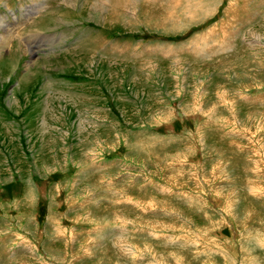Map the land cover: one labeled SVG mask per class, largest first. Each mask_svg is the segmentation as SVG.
Wrapping results in <instances>:
<instances>
[{
  "label": "rangeland",
  "instance_id": "1",
  "mask_svg": "<svg viewBox=\"0 0 264 264\" xmlns=\"http://www.w3.org/2000/svg\"><path fill=\"white\" fill-rule=\"evenodd\" d=\"M204 1L0 0V264H264V0Z\"/></svg>",
  "mask_w": 264,
  "mask_h": 264
},
{
  "label": "bare ground",
  "instance_id": "2",
  "mask_svg": "<svg viewBox=\"0 0 264 264\" xmlns=\"http://www.w3.org/2000/svg\"><path fill=\"white\" fill-rule=\"evenodd\" d=\"M198 3H199V5H198V9H199V7L200 6H202V4L205 2L204 0H196ZM197 3V4H198ZM195 5V4H194ZM196 9V8H195ZM8 37H10V36H8ZM8 39V38H7ZM7 39H6V41H7Z\"/></svg>",
  "mask_w": 264,
  "mask_h": 264
}]
</instances>
